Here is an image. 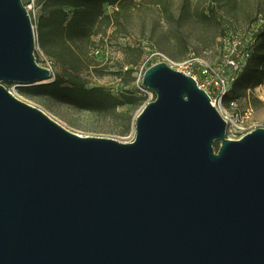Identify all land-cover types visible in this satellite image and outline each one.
Here are the masks:
<instances>
[{"label": "water", "instance_id": "1", "mask_svg": "<svg viewBox=\"0 0 264 264\" xmlns=\"http://www.w3.org/2000/svg\"><path fill=\"white\" fill-rule=\"evenodd\" d=\"M35 47L23 1L0 0V264H264V127L227 137L158 61L132 141L72 132L3 85L52 80Z\"/></svg>", "mask_w": 264, "mask_h": 264}, {"label": "rangeland", "instance_id": "2", "mask_svg": "<svg viewBox=\"0 0 264 264\" xmlns=\"http://www.w3.org/2000/svg\"><path fill=\"white\" fill-rule=\"evenodd\" d=\"M27 1V0H23ZM156 1L165 2V9ZM107 11L111 6H105ZM34 26L36 61L48 67L53 73L61 72L62 67L46 55L40 48L36 34V22L41 14L40 0L29 9ZM128 34L122 36L117 32L111 40L104 38L103 43L94 50L99 69L105 74L96 76L91 71L82 72L89 84L102 85L114 95L122 91H131L134 95H143L139 105L124 104L109 114H99L87 110L74 109L67 104H44L36 98L24 95L20 88L24 85L15 82H3V85L18 98L42 109L45 113L72 132L84 136H102L129 142L135 136V120L148 99L154 93L143 92L139 88L140 69L158 61H165L171 67L184 71L187 67L198 75L199 66L187 63L190 56L202 57L215 66L221 64L223 55V37L231 40L240 39L242 44L253 43L264 32V0H131L129 4ZM140 46L143 50L137 64H125L121 55V46ZM228 47V46H227ZM224 50V49H223ZM135 52L129 49L127 59H134ZM248 59L236 74H243ZM106 66V68H103ZM133 69L128 77H118L112 71ZM133 77V79H130ZM234 79V80H235ZM233 80V81H234ZM233 83V82H232ZM232 83L221 105L216 106L221 113H227L232 125L226 130V136L237 139L242 134L256 128L264 127V77L259 83L250 85L237 95L232 90ZM236 104L231 106L229 101ZM218 141L214 147H218Z\"/></svg>", "mask_w": 264, "mask_h": 264}, {"label": "trees", "instance_id": "3", "mask_svg": "<svg viewBox=\"0 0 264 264\" xmlns=\"http://www.w3.org/2000/svg\"><path fill=\"white\" fill-rule=\"evenodd\" d=\"M155 3L165 9V2ZM129 4L131 0H40L41 14L36 22L38 43L62 70L53 73L50 82L24 85L20 91L44 104H67L74 109L104 115L124 104L142 103L144 94L137 96L131 91H122L114 95L102 85L89 84L82 76L84 71H91L96 76L105 74L97 66L100 62L96 60L94 50L104 38L111 40L117 32L122 36L128 34ZM106 5L112 7L110 11L106 10ZM120 48L125 64H137L143 53L140 46L126 44ZM129 49L135 52L132 60L127 59ZM248 61L243 74L232 83V90L237 95L264 77V32L260 33L259 41L253 39ZM121 68L111 74L126 75L125 84H128L133 69L121 71Z\"/></svg>", "mask_w": 264, "mask_h": 264}, {"label": "built area", "instance_id": "4", "mask_svg": "<svg viewBox=\"0 0 264 264\" xmlns=\"http://www.w3.org/2000/svg\"><path fill=\"white\" fill-rule=\"evenodd\" d=\"M36 1L37 0H27L23 3L29 11V9H31L35 5ZM223 38L224 39H222V45L224 50L222 49V62L219 66H215L214 64L210 63L202 57L190 56L187 60V63H191L192 61L199 66L198 75L196 73H193L192 70H189L187 67L183 71L184 73L192 76L195 79L196 84L199 88L207 92L210 98V102L215 107L221 105L223 99L225 98L229 90L230 84L235 79L236 74H238V72L241 71V69L244 67L247 59H249L251 54L252 43L249 42L247 45H244L242 44L240 39L233 38V46H230L231 40L226 37ZM146 68V66L142 65L140 69V76L138 77L139 88L145 93L150 91L149 89L143 87L141 82L143 72ZM150 100L152 99H148L146 103ZM229 104L231 106H235L236 102L234 99H231L229 101ZM221 114L227 122V129H229V127H231V125L233 124L230 115H228L227 113Z\"/></svg>", "mask_w": 264, "mask_h": 264}]
</instances>
